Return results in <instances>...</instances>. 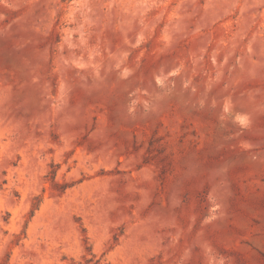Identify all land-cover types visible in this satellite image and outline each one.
<instances>
[{"label": "rangeland", "instance_id": "1", "mask_svg": "<svg viewBox=\"0 0 264 264\" xmlns=\"http://www.w3.org/2000/svg\"><path fill=\"white\" fill-rule=\"evenodd\" d=\"M0 264H264V0H0Z\"/></svg>", "mask_w": 264, "mask_h": 264}]
</instances>
